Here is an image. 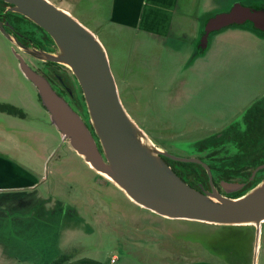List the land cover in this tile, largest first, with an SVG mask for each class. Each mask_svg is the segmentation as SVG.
Returning a JSON list of instances; mask_svg holds the SVG:
<instances>
[{"label": "rangeland", "instance_id": "obj_1", "mask_svg": "<svg viewBox=\"0 0 264 264\" xmlns=\"http://www.w3.org/2000/svg\"><path fill=\"white\" fill-rule=\"evenodd\" d=\"M50 1L97 34L125 110L172 154L191 155L196 140L239 119L248 101L264 93V33L227 26L194 54L203 20L232 0H178L167 37L117 27L107 19L110 0ZM15 50L0 33V102L23 114H0V152L34 173L41 195L23 187L21 196L4 200L0 264H51L61 255L67 257L61 264H229L228 247L240 251L245 264L248 243L240 231L162 217L84 162L52 124ZM70 82L83 112L79 85ZM47 195L55 197L49 202ZM8 205H16L17 214ZM256 249L255 238L252 264Z\"/></svg>", "mask_w": 264, "mask_h": 264}, {"label": "water", "instance_id": "obj_2", "mask_svg": "<svg viewBox=\"0 0 264 264\" xmlns=\"http://www.w3.org/2000/svg\"><path fill=\"white\" fill-rule=\"evenodd\" d=\"M3 1L42 27L53 40L55 51L35 50L33 54L65 66L77 81L88 121L15 53L19 70L35 87L52 124L63 140L84 157V162L118 185L134 202L162 217L221 225L254 224L257 245L258 226L264 221V177L236 197L215 189L200 191L186 183L163 156L199 160L156 146L129 116L121 103L106 49L95 32L50 0ZM262 12L235 4L229 12L210 18L205 34L230 22L253 18L257 13L262 17ZM222 185L228 191L240 186L228 182Z\"/></svg>", "mask_w": 264, "mask_h": 264}, {"label": "flooded vegetation", "instance_id": "obj_3", "mask_svg": "<svg viewBox=\"0 0 264 264\" xmlns=\"http://www.w3.org/2000/svg\"><path fill=\"white\" fill-rule=\"evenodd\" d=\"M235 4H240L252 11L258 12L259 10L264 12V0H247L244 2L232 0L228 6L214 12L203 20L201 28L196 33L197 35L194 33V54L206 49L208 44H210L212 33L220 32L227 26L242 27L248 25L254 31L264 33V14L262 12V17H259L257 13L253 18L246 17L239 22L233 21L219 28L211 29L205 34L208 20L217 14L229 12ZM10 7L11 4L0 3V33L8 38L17 49L13 53H19L29 66L44 76L56 93L62 96L84 118L86 114L85 106H83L82 112L78 110L76 103L73 102L75 101V96L70 80H73L74 76H70L71 79H69L68 73L65 72L67 69L60 63L43 60L33 54L35 50L55 51L54 42L50 35L42 27L11 10ZM175 12L176 10L173 14L166 17V29L161 33L142 28L134 29L142 31L146 35L167 37L172 28V19ZM240 18L238 16V19ZM113 24L122 29L133 30L131 27L119 23L114 22ZM0 114L23 115L14 105L1 102ZM88 127L91 129L90 124H88ZM192 150L194 152L191 155L181 157H194L199 161L174 160L165 156L163 158H167V162L173 160L174 162L170 163L173 167L167 164L182 180L200 191L215 189L221 194L230 196L234 192L248 188L255 182L260 181L264 177V93L252 97L248 101L239 119L231 121L219 131L206 134L201 139L196 140L193 143ZM0 156L9 159L2 152ZM225 182L239 184L240 186L228 191L222 185ZM38 186L39 183L32 187L21 186L10 189L0 186V210L6 208L5 206L3 207V202L7 197L21 196L23 187L28 188L30 190L29 193L37 197L36 189ZM33 195L29 196L27 200ZM45 198L49 201L50 196L47 195L44 200H46ZM37 201L33 200L31 202L35 205L39 203ZM8 209L14 211V215L17 214L16 205H8Z\"/></svg>", "mask_w": 264, "mask_h": 264}, {"label": "crops", "instance_id": "obj_4", "mask_svg": "<svg viewBox=\"0 0 264 264\" xmlns=\"http://www.w3.org/2000/svg\"><path fill=\"white\" fill-rule=\"evenodd\" d=\"M178 0H110L108 8V21L111 23H119L128 27L142 28L154 32H163L166 29V17L174 13L177 7ZM64 9V8H63ZM1 153V152H0ZM85 164V163H84ZM87 166V165H86ZM26 181V184L21 185L19 181ZM11 181H13L11 183ZM18 181V182H14ZM38 183V178L33 172L26 171L22 167L15 165L10 159L0 156V186L4 188H19L21 186H34ZM37 195L40 194L39 186L37 187ZM40 192V193H39ZM50 192V191H49ZM41 195V194H40ZM53 195V199H54ZM51 198V196H50ZM51 198V199H52ZM41 200V199H40ZM39 201V199H38ZM37 201V202H38ZM188 222H201L195 220L178 219ZM18 223V221H17ZM17 223L15 228H17ZM192 224V223H190ZM207 226H223L230 227L229 229L237 230L242 233L244 241L248 243V256H246L245 264H252V243L254 242V231L256 235V227L254 224L241 225H221L204 222ZM191 226V225H189ZM199 226V225H198ZM195 227L191 226L193 230ZM257 249H256V264H264V221H261L258 226ZM239 236V238L241 237ZM258 244L260 249H258ZM263 245V246H262ZM227 254L230 258L229 264H240L239 252L232 247H228ZM178 255V254H177ZM179 257L181 254L178 255ZM182 260V259H181Z\"/></svg>", "mask_w": 264, "mask_h": 264}, {"label": "trees", "instance_id": "obj_5", "mask_svg": "<svg viewBox=\"0 0 264 264\" xmlns=\"http://www.w3.org/2000/svg\"><path fill=\"white\" fill-rule=\"evenodd\" d=\"M0 3H4V4H7L5 1H3V0H0ZM9 4V3H8ZM10 5V4H9ZM21 15V14H20ZM164 159V158H163ZM167 158H165L164 160L167 162V160H166ZM169 160V159H168ZM172 162H174L173 160H169L167 163L171 166V167H173L170 163H172ZM258 182V181H257ZM257 182H255L252 186H250V187H248V188H243V189H241V190H239V191H237V192H234L232 195H230L231 197H236V196H240V195H242L243 193H245L248 189H250L251 187H253ZM67 259V257H63L62 255L58 258V259H56V260H54L51 264H61L64 260H66Z\"/></svg>", "mask_w": 264, "mask_h": 264}, {"label": "built area", "instance_id": "obj_6", "mask_svg": "<svg viewBox=\"0 0 264 264\" xmlns=\"http://www.w3.org/2000/svg\"><path fill=\"white\" fill-rule=\"evenodd\" d=\"M112 261H114V257H113V258H111V262H112Z\"/></svg>", "mask_w": 264, "mask_h": 264}, {"label": "bare ground", "instance_id": "obj_7", "mask_svg": "<svg viewBox=\"0 0 264 264\" xmlns=\"http://www.w3.org/2000/svg\"><path fill=\"white\" fill-rule=\"evenodd\" d=\"M104 174V173H103ZM105 176H107L106 174H104ZM108 177V176H107Z\"/></svg>", "mask_w": 264, "mask_h": 264}]
</instances>
